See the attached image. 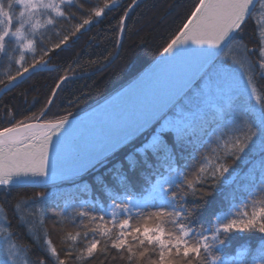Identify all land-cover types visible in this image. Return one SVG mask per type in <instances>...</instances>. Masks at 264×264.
Segmentation results:
<instances>
[{
  "label": "snow or ice",
  "instance_id": "6c2138e0",
  "mask_svg": "<svg viewBox=\"0 0 264 264\" xmlns=\"http://www.w3.org/2000/svg\"><path fill=\"white\" fill-rule=\"evenodd\" d=\"M65 4L71 0H0V58L7 57L13 43L19 51L15 75L9 74L6 84L0 80L6 89L30 68L47 65L43 56L48 51L35 59L40 30L54 25L55 17H65L61 7ZM116 6L117 0H106L71 36L92 25L93 16L100 18L105 8ZM128 11L131 8L120 20L121 33ZM250 21L256 26L251 48L242 38ZM71 36L65 35L53 48L62 50ZM25 51L33 54L27 66ZM162 56L151 76L138 78L136 96H125V103L114 105L101 120L91 122L96 131L86 144L80 142L69 119L71 113L43 122L20 121L0 130V188L47 186L58 178L75 183L82 173L103 164L118 145L132 141L136 146L124 162L129 171L140 169L156 177L148 196L134 195L126 175L114 176L120 191H112L110 211L94 201L89 209L87 199L78 204L66 200L59 223L80 217L103 224L107 216L119 225L118 231L96 225L93 236L106 237L105 243L110 241L112 249L126 251L129 261L138 253L147 264H264V92L256 84L258 76L264 77V0H198L163 47ZM74 78L60 77L56 89ZM56 95L54 90L52 97ZM52 104L49 99L48 105ZM237 162L247 169L243 177L233 167ZM238 179L243 182L237 184ZM93 182L102 189L107 185L104 175L93 177ZM220 184L235 185L231 199L220 211L212 209L213 219L207 226L197 225L211 194L208 190ZM49 200L55 202L50 193L39 192L31 201L21 199L15 205L19 221L34 238H39L37 230L44 227V210L33 209ZM28 216L33 219L29 221ZM0 220V264H30L27 248L15 242L2 206ZM253 233L260 235L255 248L242 246L235 255L224 254L230 236ZM129 236L141 246L137 251L128 244ZM80 238V232L65 236L73 243ZM84 239H89L87 233ZM100 242L92 238L78 259L94 258ZM45 244L55 264H65L46 229ZM149 246L151 255H146ZM102 251L107 255L106 249Z\"/></svg>",
  "mask_w": 264,
  "mask_h": 264
},
{
  "label": "trees",
  "instance_id": "16d2710c",
  "mask_svg": "<svg viewBox=\"0 0 264 264\" xmlns=\"http://www.w3.org/2000/svg\"><path fill=\"white\" fill-rule=\"evenodd\" d=\"M59 2V1H58ZM106 0H71V4L61 7L65 10V17H55L54 25H48L40 30L41 39L37 42L35 59L39 60L44 51L43 59L48 61V68L37 70L24 80L4 91V84H0V130L11 127L13 123L23 121L24 123L37 120H54L71 113L77 115L96 103L102 101L107 96L127 84L149 67L163 52V47L178 32L185 21L194 3L198 0H117V6L113 9L105 8L102 17H92L94 23L85 25L84 29L77 32L75 36L71 33L75 27L87 18L97 7H103ZM110 3L111 0H108ZM128 11L127 19L124 21V31L121 33V17ZM259 6L257 4V11ZM99 20V22H95ZM256 26L250 21L247 30L243 34V40L248 46L254 47L252 33ZM65 35L71 36L67 45H61V49H54L53 46ZM14 43L8 51L7 57L0 58V80L7 83L9 74L15 75L19 65L15 60L19 58L18 48ZM251 59L255 64L256 54H252ZM33 54L27 53L25 66L31 63ZM99 69V70H98ZM68 75L75 77L56 89L60 77ZM256 84L258 90L264 92V77H257ZM56 91L55 98L52 92ZM49 99H53V104L48 105ZM50 109L42 115L43 110ZM70 116V117H71ZM135 143L129 141L123 147L110 154L103 164H98L95 168L76 178V182L64 180L47 186L25 185L13 186L10 190L0 188V206L3 207L7 219L11 222L10 231L13 233L15 242L26 246L27 257L30 264H55L46 250L45 229L47 238L50 239L60 255V259L65 264H147L145 258L137 256L132 261L128 260V253L124 250H114L111 242L107 244L106 237L97 233L93 236L92 229L96 225L101 228H108L111 232H117L119 225H114L106 216L105 223L97 221L90 223L88 220L81 221L80 217L66 219L63 224L59 223V214L65 211V201L79 203L81 200L89 201L91 209L93 201L97 206L103 205L111 210L109 199L112 191L119 192L117 181L113 178L124 174L131 183V190L136 196H147L151 183L156 177L140 169L129 171L124 157L133 151ZM179 163L183 164L184 160ZM123 165V167H121ZM234 168L240 169V177H243L247 170L237 162ZM104 175L107 185L102 189L98 183L93 182V177ZM242 179L237 180V184L242 183ZM91 187L88 188L87 185ZM232 187L220 184L215 190L209 189L211 194L206 197L207 203L203 206L200 216L196 219L197 225L203 223L207 226L213 219L212 209L220 211L225 208L231 199ZM47 192L54 198L45 205H37L34 212L43 207L44 227L37 230V236L28 231V227L19 221L15 211V205L21 199L29 200L36 193ZM122 194V193H121ZM189 200V205L192 203ZM73 209L68 207L67 213ZM29 221L32 216L27 217ZM73 220L75 221L73 223ZM3 221L0 220V223ZM136 226L135 218L132 221ZM86 226V227H85ZM68 232L73 234L80 232L81 238L76 242L65 240ZM87 233L89 239H84ZM92 238L100 239L97 253L94 258L80 261L79 252ZM2 241V238H0ZM260 241V235L234 234L226 240L223 251L225 255H235L242 246L255 248ZM128 244L133 251L141 247L131 236L128 237ZM103 249L107 250L104 255ZM71 250V255L69 251ZM146 255H151V246ZM156 258L155 256L152 257Z\"/></svg>",
  "mask_w": 264,
  "mask_h": 264
},
{
  "label": "water",
  "instance_id": "95a60500",
  "mask_svg": "<svg viewBox=\"0 0 264 264\" xmlns=\"http://www.w3.org/2000/svg\"><path fill=\"white\" fill-rule=\"evenodd\" d=\"M163 59H164V57L162 56V53H161L160 56L149 67H147L143 72H141L138 76H136L134 79L129 81L127 84H125L124 86H122L121 88L116 90L110 96L106 97L101 102H99L96 105L92 106L91 108L81 112L80 114L69 117V119L72 120L73 124L76 126L77 135L80 138V142L82 144H86L95 134L96 130H94L91 127V122L94 120H101L106 112H110L112 110V107L114 105L125 103V99H124L125 96H127V97L136 96L137 95L138 78L151 76L153 74L154 70L157 69V66L160 64V62ZM45 68H48V66L41 68L40 65L37 64V67L35 70L30 68L29 72L25 73L23 77H17V80L14 81L13 84L10 85L8 89L12 88L16 84H18L19 82L24 80L26 77H28L33 72H35L37 70H42ZM8 89H6L4 87V91H6ZM36 122H43V121H41L39 119V120L31 121L28 123H36ZM25 124H27V123H25ZM126 143H128V142H125L123 144L118 145L113 150V152L118 150L120 147L124 146ZM112 153H110V154H112ZM84 173H86V172H84ZM84 173H82V174H84ZM64 180H67V179L58 178L57 180H55L54 182H52L50 184L57 183V182L64 181ZM33 186H40V185H33Z\"/></svg>",
  "mask_w": 264,
  "mask_h": 264
},
{
  "label": "rangeland",
  "instance_id": "374dc122",
  "mask_svg": "<svg viewBox=\"0 0 264 264\" xmlns=\"http://www.w3.org/2000/svg\"><path fill=\"white\" fill-rule=\"evenodd\" d=\"M59 0H57V2H58ZM260 14V9H258V11H257V15H259ZM15 47H17V45H15V43H14V49H15ZM27 53H29L28 51H25V61H26V55H27ZM0 92H1V89H0ZM148 196V195H147Z\"/></svg>",
  "mask_w": 264,
  "mask_h": 264
}]
</instances>
